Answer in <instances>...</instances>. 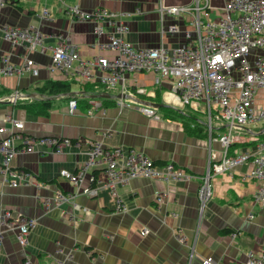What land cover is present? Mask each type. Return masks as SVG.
<instances>
[{"label":"crops","instance_id":"obj_1","mask_svg":"<svg viewBox=\"0 0 264 264\" xmlns=\"http://www.w3.org/2000/svg\"><path fill=\"white\" fill-rule=\"evenodd\" d=\"M157 1L12 0L1 8L0 27H32L45 38L43 52L37 48L27 55L22 47H12L0 32V60L9 55V63L19 66L27 55L38 69L36 76L29 73L0 76V91L10 94L19 91L22 95L15 106L0 103V126L8 128L4 119L12 117L23 122L25 136L61 137L72 143L93 141L106 148H134L158 166L173 163L201 175L209 150L219 149L216 142H210V136L222 133L224 125H216L210 135L205 116L179 106L168 85L153 83L152 73L138 74L137 84L128 85L129 91L134 92L138 86L143 87L146 94L126 95L124 99L162 105L156 108L161 121L132 109L119 111L114 100L119 93L108 94L112 98L99 97L102 94L98 91L84 94V88L70 80L69 93L49 96L48 110L43 115L36 114L40 107L34 103L44 99L37 94V89L47 81H65L61 74L47 71L51 48L60 38L75 44L84 60L98 55L110 56V52L100 48L107 36L98 37L93 32L92 22L73 21L64 13V5L77 6L87 13L96 9L120 13V21L128 30L125 39L136 47L151 48L159 42ZM163 1L166 5L189 2ZM43 9H47L49 16L41 19ZM175 22L181 30L187 27L185 17ZM181 38L179 33L166 39V43L172 44ZM71 94L86 96L77 102L73 113L68 110L70 99L66 98ZM94 98L101 101L102 107L89 114V101ZM33 100V111L28 110V105L18 107ZM246 146L240 142L234 148L241 150ZM84 148V144L79 149L65 147L62 153L53 154L39 146L33 153L17 154L12 161V168L25 175L23 184L8 186L0 175V225L5 213L11 215L8 220L11 226L18 217L36 222L26 248L17 244L15 231L6 222L0 226L3 230L0 264H24L26 260L30 264H50L54 259L63 264H202V260L209 257L215 264H241L250 253L258 255L264 248V207L253 203L258 183L245 177L250 166H242L232 175L215 176L213 197L201 215L198 180L170 183L144 178L131 180L117 188L126 206V211L122 212L116 211V200L103 187L92 196L77 193L74 201L80 208L75 211L69 203L45 205V201L55 199L59 191L75 192L72 185L59 177V171L75 173L85 160L81 154ZM103 167L88 168L86 174L94 173L103 180ZM87 186L88 181L81 184L82 188ZM157 197L159 202H156ZM142 229H148L149 233L142 236Z\"/></svg>","mask_w":264,"mask_h":264},{"label":"built area","instance_id":"obj_2","mask_svg":"<svg viewBox=\"0 0 264 264\" xmlns=\"http://www.w3.org/2000/svg\"><path fill=\"white\" fill-rule=\"evenodd\" d=\"M11 1L0 0V9ZM64 6V13L73 21L92 22L93 32L98 37L107 36V41L100 48L110 52V56L98 55L84 60L75 44L60 38L51 48L49 73L61 74L65 81L76 82L82 90L87 84H96L109 94L116 92L130 96L146 94L143 87L137 86L131 92L128 85L137 84L136 75L152 73L153 83L156 86L168 85L179 106L189 107L205 116L210 135L216 125H224L222 133L210 136V142H216L219 149L209 150L205 170L198 176L173 163L158 166L134 148H106L93 141L72 143L61 137L25 136L23 122L6 117L4 121L9 127L0 126V175L3 183L14 186L25 181V175L12 168L17 154L33 153L39 146L60 154L65 147L79 149L84 144L82 166L75 173L65 169L59 171V177L72 185L75 192L59 191L55 199L45 201V205L50 202L55 206L69 203L75 211L80 208L74 201L77 193L92 196L103 187L116 200V211L122 212L126 211V206L118 196L117 188L131 180L144 178L165 183L198 180L197 198L201 215L213 197L212 179L221 174L232 175L236 169L250 166L245 177L258 183L253 203L264 207V132L261 134L264 128V0H189L180 5H166L163 0H158L159 42L151 48L136 47L125 39L128 30L120 21V13L105 9L87 13L77 6ZM48 16L47 9H43L41 19ZM183 17L187 18V27L181 30L175 19ZM0 32L12 47H22L27 55L37 48L44 51L45 37L38 29L0 27ZM179 33L182 34L180 41L166 43V39ZM27 55L19 66L9 63V55L2 56L0 76H20L23 73L36 76L38 69ZM21 96L19 91H14L7 102L15 106ZM114 100L119 111L132 109L154 121L162 120L153 107L121 97ZM76 106V100H68L70 113ZM89 106L88 113L92 114L102 107V103L94 98L90 99ZM240 142L247 146L236 150L234 146ZM100 165L104 166L105 179L100 180L94 173L86 174L88 168ZM84 181H88L89 186L82 188ZM159 201L157 197L156 202ZM10 217L5 213L0 226L6 222L15 231L17 244L26 248L36 222L18 217L11 226L8 222ZM148 233V229L140 232L142 236ZM2 240L3 230L0 228V251ZM24 264H30L29 260ZM50 264L63 263L54 259ZM202 264L215 262L209 257L203 259ZM241 264H264V248L258 255L250 253Z\"/></svg>","mask_w":264,"mask_h":264},{"label":"trees","instance_id":"obj_3","mask_svg":"<svg viewBox=\"0 0 264 264\" xmlns=\"http://www.w3.org/2000/svg\"><path fill=\"white\" fill-rule=\"evenodd\" d=\"M70 82L67 81H47L46 84L44 86H42L41 88L37 89V94L41 97H43L44 99L40 100V102H36L34 103L35 99L33 100V102H31L30 104H19L18 107H24L27 108V105L30 107L28 110L29 111H33L34 109V104L39 105V109L36 111V114L40 113V114H44L49 107V101L47 100V98L51 95H64V94H68L70 91ZM94 91H98L99 94H106L107 91L103 90L100 86L96 85V84H87L84 86V94H89V93H93ZM109 94V93H107ZM10 96V93L8 92H4V91H0V103H5L7 102V98ZM81 97H78L76 95H69L66 96L67 99H74L76 100V102L78 101H82L84 99V97H86L85 95H80ZM34 103V104H32Z\"/></svg>","mask_w":264,"mask_h":264},{"label":"water","instance_id":"obj_4","mask_svg":"<svg viewBox=\"0 0 264 264\" xmlns=\"http://www.w3.org/2000/svg\"><path fill=\"white\" fill-rule=\"evenodd\" d=\"M97 97V96H96ZM95 97V98H96ZM99 97H107V98H112L111 97V95H108V94H102V95H100ZM115 98H118V97H121V98H126V95H117V96H114ZM141 102V104H143V105H145V106H150V107H153V108H160V107H162V105H159V104H155V103H150V102H143V101H140ZM264 132V128H263V130L261 131V134ZM260 134V135H261Z\"/></svg>","mask_w":264,"mask_h":264},{"label":"rangeland","instance_id":"obj_5","mask_svg":"<svg viewBox=\"0 0 264 264\" xmlns=\"http://www.w3.org/2000/svg\"><path fill=\"white\" fill-rule=\"evenodd\" d=\"M218 4H220V3H218ZM73 85H74V83H72ZM246 135H249V134H246Z\"/></svg>","mask_w":264,"mask_h":264}]
</instances>
